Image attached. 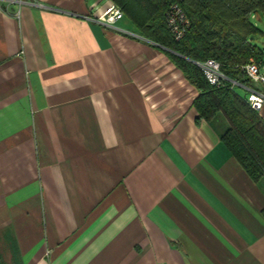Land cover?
<instances>
[{
	"label": "crops",
	"instance_id": "1",
	"mask_svg": "<svg viewBox=\"0 0 264 264\" xmlns=\"http://www.w3.org/2000/svg\"><path fill=\"white\" fill-rule=\"evenodd\" d=\"M19 1L0 0V264H264V179L167 50L96 22L111 0Z\"/></svg>",
	"mask_w": 264,
	"mask_h": 264
},
{
	"label": "trees",
	"instance_id": "2",
	"mask_svg": "<svg viewBox=\"0 0 264 264\" xmlns=\"http://www.w3.org/2000/svg\"><path fill=\"white\" fill-rule=\"evenodd\" d=\"M138 33L165 48L166 55L198 92L193 106L197 121L216 130L228 151L254 182L264 179V119L229 82L212 85L196 64L212 59L229 79L249 88L242 72L252 59L264 61L257 37L264 33L255 20L264 17V0H111ZM179 4L189 26L182 39L174 37L168 17ZM264 93V87H263Z\"/></svg>",
	"mask_w": 264,
	"mask_h": 264
},
{
	"label": "built area",
	"instance_id": "3",
	"mask_svg": "<svg viewBox=\"0 0 264 264\" xmlns=\"http://www.w3.org/2000/svg\"><path fill=\"white\" fill-rule=\"evenodd\" d=\"M19 2L23 1L20 0ZM31 4L37 5L35 3ZM123 18L124 14L122 10L117 5L109 3L107 8L94 20L104 27L108 26V28H113L124 32V30H120L115 27L116 23ZM168 25L170 26L172 32L175 35L174 37H176L177 40L185 37L184 34L188 29L189 22L180 5L177 3L171 7L168 17ZM196 64L203 70L207 80L212 85L221 86L224 82H229L231 84L232 90H235L236 92L239 90L242 91L243 96L246 97L247 102L252 109L258 111L264 104L263 93L242 85L237 81L229 79L227 76H225V73L222 72V66L219 62L209 59L204 62L199 61ZM242 72H244L254 84L264 87V61L257 62L252 59L248 64L242 67Z\"/></svg>",
	"mask_w": 264,
	"mask_h": 264
},
{
	"label": "rangeland",
	"instance_id": "4",
	"mask_svg": "<svg viewBox=\"0 0 264 264\" xmlns=\"http://www.w3.org/2000/svg\"><path fill=\"white\" fill-rule=\"evenodd\" d=\"M110 1V0H108ZM109 3H113L114 2L110 1ZM116 5V4H115ZM119 7V6H118ZM120 8V7H119ZM121 9V8H120ZM123 12V11H122ZM124 14V12H123ZM125 16V14H124ZM126 17V16H125ZM255 22L257 23V25L260 27V29L262 30V32L264 33V17H262L260 20H255ZM125 35H128L130 37L133 38H139V39H145L142 35H140V33H138V31H129V30H124V32H122ZM257 44L258 46H260V48L264 51V34L263 35H259L257 37ZM240 95H243L242 91H237Z\"/></svg>",
	"mask_w": 264,
	"mask_h": 264
}]
</instances>
